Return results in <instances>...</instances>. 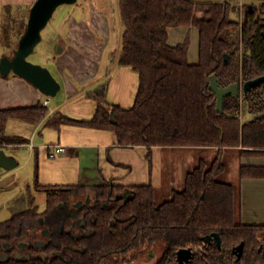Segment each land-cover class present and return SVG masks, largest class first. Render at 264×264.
<instances>
[{
  "label": "trees",
  "instance_id": "16d2710c",
  "mask_svg": "<svg viewBox=\"0 0 264 264\" xmlns=\"http://www.w3.org/2000/svg\"><path fill=\"white\" fill-rule=\"evenodd\" d=\"M241 1L120 0L124 32L118 63L139 74L133 105L110 102L104 81L87 91L97 102L89 119L63 113L48 117L49 107L41 102L1 109L0 146L29 141L5 134L7 122L15 118L45 120L53 128L69 124L111 130L125 146L243 145V155H264V117L256 118L264 113V81L239 97L226 95L223 112L210 89L213 74L221 86L264 75V0ZM3 9L5 15L13 10L11 4ZM29 13L30 8L28 18ZM28 18L17 24L16 17L4 18L1 24L2 40L12 52ZM180 26L199 30L197 62L189 59V36L176 44L169 41V29ZM38 161L33 185L27 183L9 201L11 217L0 221V243L11 245L2 247L6 259L0 264H137L151 252L159 253L156 264H180L177 252L184 247L193 250L189 264H264V223L240 219L235 185L218 179L224 170L221 156L189 171L184 189L162 203L152 184H41ZM240 176L264 178V165H242ZM33 189L46 191L44 210ZM79 200L85 202L82 207L76 205ZM43 227L50 230L44 246L35 241L43 237ZM213 232L220 234L221 247L214 239L205 240ZM21 242L28 246L20 247ZM241 242L244 251L238 257L234 248ZM18 251L26 255L19 258Z\"/></svg>",
  "mask_w": 264,
  "mask_h": 264
},
{
  "label": "crops",
  "instance_id": "0c3cea01",
  "mask_svg": "<svg viewBox=\"0 0 264 264\" xmlns=\"http://www.w3.org/2000/svg\"><path fill=\"white\" fill-rule=\"evenodd\" d=\"M6 2H11V0H0V4ZM118 56L119 54L104 58L102 55L99 56L98 61L90 53L81 54V57H67L64 67L55 68L58 73L57 79L62 84L61 90L55 96L46 95L31 81L14 72L8 75L0 73V110L33 106L49 100L48 117L63 113L74 118L89 119L96 111L97 102L88 96L87 91L104 81L108 82L109 101L129 108L135 101L139 74L129 66L119 64ZM189 59L191 62H197L199 52L194 54L190 48ZM71 63L73 64L71 68H74V79H77L79 84L74 83L65 74V69ZM103 67L104 75L98 78L97 75ZM93 76L97 78L85 87L83 83L87 80L86 78L89 80ZM242 116L247 118L250 114L245 109ZM44 121L30 123L13 118L7 122L6 135L21 136L29 141L0 146L18 161V166L11 170L0 165L3 169H0V188L16 185L19 181V172L23 164L20 165L18 154H21L20 150L25 148L28 151L25 165L33 159L35 162L38 157L41 184L97 185L106 180L127 186L152 184L155 186L157 195L165 183L168 185L169 199L175 191H179L176 187L185 186V178L189 171L198 167L202 162L210 166L218 156H221L223 163L226 151L231 148L125 146L119 144L116 134L111 130L69 124L53 128L45 126ZM56 144L66 145V151L56 157H51L50 153ZM232 148L236 149L239 155L234 157L241 186L238 189L240 193L239 217L245 223H264V178H241L240 176L242 165H264V155H243L241 152L245 148L243 145ZM163 149H171L167 160H164ZM205 150L211 151V156L203 155L201 151ZM208 158H212L210 165ZM164 167H168L166 180L163 175ZM224 182L235 185L233 181Z\"/></svg>",
  "mask_w": 264,
  "mask_h": 264
},
{
  "label": "rangeland",
  "instance_id": "374dc122",
  "mask_svg": "<svg viewBox=\"0 0 264 264\" xmlns=\"http://www.w3.org/2000/svg\"><path fill=\"white\" fill-rule=\"evenodd\" d=\"M35 1L36 0H11V2L0 4V27L4 18L10 20L11 17H13L14 21L16 17V24L20 21L27 20L29 8L31 9ZM241 2L240 5L242 4ZM6 4L12 5L13 10L11 14L5 15L3 5ZM234 17L237 18L238 14L234 13ZM123 32L124 24L121 19L120 0H77L74 4H63L57 8L52 19L43 30L42 40L37 45L35 51L29 56V60L49 67L53 74L58 77L55 68L64 67L67 57H81V54L90 53L93 55L94 59L98 61L99 56L102 55L104 58L108 56H117L121 50ZM169 34V41L171 44L183 41L189 36L191 40V52L194 54L199 52V30L196 27H171L169 29ZM13 35L11 36V41L13 42L12 47H14L16 42V37ZM2 39V31L0 28L1 55H4L3 53L8 51L7 55L13 56L14 52H12V48H7ZM60 47H62V51H59ZM72 65L71 63V65L67 66L65 74L71 78L74 83L79 84V81L74 79V68H71L73 67ZM104 67L97 75L98 78L104 75ZM97 77L93 76L92 79L89 80L86 78L87 80L83 83L84 86L87 87L93 83V80ZM80 82L82 81L80 80ZM169 150L171 149H163V155H165L164 160L168 159ZM201 152L208 157L212 154L209 150ZM20 153L21 154H18V159L20 165L23 164V167L19 172V181H17L16 185L13 184L7 188H0V221H4L11 217V210L8 206L9 201L22 191L27 183L31 185L34 183V171L36 166L34 159L25 165L24 163L28 157V151L22 148ZM236 156H239L236 149L231 147L226 151L223 158L225 170L218 176V179L233 181L232 183H235L238 191L241 186L239 183L240 179L237 177V162L234 160ZM211 159L208 158L209 165L212 163ZM0 169L3 170L1 167ZM167 169L168 167H164L163 175L165 180L168 175ZM183 188L176 187L177 190ZM167 190L168 185L164 183L162 189H160V193L156 195V201L158 203H162L168 199ZM33 191L40 210H44L47 201L46 191L35 189H33ZM237 203H240L239 191L237 193ZM158 257V252L155 254L151 252L149 257L140 259L137 264H156Z\"/></svg>",
  "mask_w": 264,
  "mask_h": 264
},
{
  "label": "water",
  "instance_id": "95a60500",
  "mask_svg": "<svg viewBox=\"0 0 264 264\" xmlns=\"http://www.w3.org/2000/svg\"><path fill=\"white\" fill-rule=\"evenodd\" d=\"M77 0H36L31 6L27 28L19 39L18 47L14 50L13 56L1 55L0 52V73L8 75L14 72L31 81L39 87L46 95L55 96L61 90L62 84L53 74L51 69L39 63L29 60V56L35 51L37 45L42 40V32L52 19L57 8L63 4H74ZM62 51V47L59 48ZM264 81V75L244 82H234L228 86H221L215 74L210 77V89L217 95V109L224 111V99L228 94L235 97L250 91L253 86ZM264 117V113L258 114L256 118ZM0 165L5 169L11 170L18 166V161L14 156L8 155L3 148H0ZM126 195H130L127 192ZM215 240L221 247V236L218 232H213L205 237L210 242ZM238 257L244 251V242L234 248ZM193 256L190 247L180 248L177 258L180 264H189Z\"/></svg>",
  "mask_w": 264,
  "mask_h": 264
},
{
  "label": "flooded vegetation",
  "instance_id": "af4514ba",
  "mask_svg": "<svg viewBox=\"0 0 264 264\" xmlns=\"http://www.w3.org/2000/svg\"><path fill=\"white\" fill-rule=\"evenodd\" d=\"M91 200H92V197L91 195H89L87 198H86V204H90L91 203ZM84 200H79L77 202V206L78 207H82L84 205ZM46 207V206H45ZM50 234V230L47 228V227H43L42 228V235L43 237H40V238H36V244L38 245H46V236H48ZM34 235L36 236L37 235V232L35 231ZM28 246V243L27 242H21L20 243V247H27ZM3 248H10L11 245L7 242H2L0 243V259L4 260L6 259V256H5V253H1V249ZM17 254L19 255V258H22L23 256H25L26 254L18 251Z\"/></svg>",
  "mask_w": 264,
  "mask_h": 264
},
{
  "label": "built area",
  "instance_id": "2783aa9c",
  "mask_svg": "<svg viewBox=\"0 0 264 264\" xmlns=\"http://www.w3.org/2000/svg\"><path fill=\"white\" fill-rule=\"evenodd\" d=\"M49 100H45L44 104L48 105ZM66 145L64 144H56L53 146V150L51 151V157H56L61 153H64L66 151Z\"/></svg>",
  "mask_w": 264,
  "mask_h": 264
}]
</instances>
